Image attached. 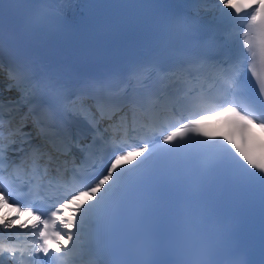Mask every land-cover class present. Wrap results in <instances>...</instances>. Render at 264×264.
<instances>
[{
	"label": "snow or ice",
	"instance_id": "obj_1",
	"mask_svg": "<svg viewBox=\"0 0 264 264\" xmlns=\"http://www.w3.org/2000/svg\"><path fill=\"white\" fill-rule=\"evenodd\" d=\"M6 4L36 11L26 37L67 31L66 13L83 5L94 30L118 21L148 44L126 72L74 83L26 52L0 62V205L35 221L0 216V264H264V162L228 137L250 168L223 145L184 139L205 135L211 104L215 116L264 128V81L256 95L246 75L249 55L264 60V0L250 10L232 0H3L0 56ZM138 130L151 135L125 150ZM130 153L141 156L133 167H113ZM257 212L258 246L242 227Z\"/></svg>",
	"mask_w": 264,
	"mask_h": 264
}]
</instances>
